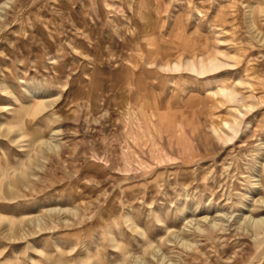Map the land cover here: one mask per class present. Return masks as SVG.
Returning a JSON list of instances; mask_svg holds the SVG:
<instances>
[{
	"label": "rangeland",
	"instance_id": "rangeland-1",
	"mask_svg": "<svg viewBox=\"0 0 264 264\" xmlns=\"http://www.w3.org/2000/svg\"><path fill=\"white\" fill-rule=\"evenodd\" d=\"M0 264H264V0H0Z\"/></svg>",
	"mask_w": 264,
	"mask_h": 264
},
{
	"label": "bare ground",
	"instance_id": "bare-ground-1",
	"mask_svg": "<svg viewBox=\"0 0 264 264\" xmlns=\"http://www.w3.org/2000/svg\"><path fill=\"white\" fill-rule=\"evenodd\" d=\"M208 62V61H207ZM209 63V65H207L208 67H207V69L209 68L210 70H212V69H214V68H218V64L217 63H215V62H213V61H210V62H208ZM207 63V64H208ZM201 68L202 69H205L204 68V65H203V63H201ZM192 69H193V66H192ZM221 93L223 94V96L225 95V96H228L230 99L229 100H231V101H235L236 100V98H235V96H232V92H230V91H222L221 90ZM227 97V98H228ZM236 124L235 125H233V124H229V123H225V126H227L228 127V129L232 132V134L233 135H236L237 133H238V131H239V126H240V124H241V120L239 119V120H237L236 122H235ZM227 138H226V140L227 141H230V140H232V138L233 137H230V136H226ZM219 138H220V136H219ZM263 220V219H262Z\"/></svg>",
	"mask_w": 264,
	"mask_h": 264
}]
</instances>
